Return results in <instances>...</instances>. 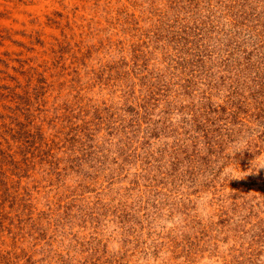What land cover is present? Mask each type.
I'll return each instance as SVG.
<instances>
[{"label": "rangeland", "instance_id": "obj_1", "mask_svg": "<svg viewBox=\"0 0 264 264\" xmlns=\"http://www.w3.org/2000/svg\"><path fill=\"white\" fill-rule=\"evenodd\" d=\"M0 264H264V0H0Z\"/></svg>", "mask_w": 264, "mask_h": 264}, {"label": "bare ground", "instance_id": "obj_2", "mask_svg": "<svg viewBox=\"0 0 264 264\" xmlns=\"http://www.w3.org/2000/svg\"><path fill=\"white\" fill-rule=\"evenodd\" d=\"M43 5H44V2L41 1L40 4H38V5L36 6V8H37V7H38V8L43 7Z\"/></svg>", "mask_w": 264, "mask_h": 264}]
</instances>
